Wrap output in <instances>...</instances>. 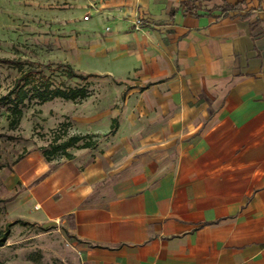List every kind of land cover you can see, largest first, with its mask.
Segmentation results:
<instances>
[{"label":"crops","instance_id":"crops-1","mask_svg":"<svg viewBox=\"0 0 264 264\" xmlns=\"http://www.w3.org/2000/svg\"><path fill=\"white\" fill-rule=\"evenodd\" d=\"M182 1L102 3L151 120L137 153L83 148L29 188L81 264H264V0Z\"/></svg>","mask_w":264,"mask_h":264},{"label":"rangeland","instance_id":"rangeland-1","mask_svg":"<svg viewBox=\"0 0 264 264\" xmlns=\"http://www.w3.org/2000/svg\"><path fill=\"white\" fill-rule=\"evenodd\" d=\"M106 1L0 0V230L11 224L9 238L0 246V264L82 263L67 228L60 221L37 216L41 211H34L36 206L27 200L29 188L67 160L60 153L51 159L43 155L42 148L49 145L55 132L92 135L98 143L87 151L90 158L113 149L118 158L126 160L137 153L133 141H126L133 128L149 129L148 109L140 102L141 80L128 66L132 58L127 39L117 44L110 38L111 15L102 7ZM100 18L104 27L94 24ZM139 22L137 17V28L142 27ZM4 58L69 62L79 71L102 76L89 79L91 93L85 99L27 102L19 126L11 129L9 103L2 98L19 72L10 62L1 61ZM53 74L57 81L63 78L57 72ZM66 81L85 84L76 79ZM114 117L116 129L111 126ZM82 149L69 150L74 155Z\"/></svg>","mask_w":264,"mask_h":264},{"label":"trees","instance_id":"trees-1","mask_svg":"<svg viewBox=\"0 0 264 264\" xmlns=\"http://www.w3.org/2000/svg\"><path fill=\"white\" fill-rule=\"evenodd\" d=\"M201 2L202 0H184L181 2V9L185 13L198 14ZM228 8L227 5L221 6L222 10ZM1 61L10 62L19 72L13 87L2 98L9 103L7 109L9 110L8 118L11 129L19 126L24 113L23 108L27 102L36 100L37 103L41 104L54 98L73 101L85 99L91 93L87 86V83L90 82L89 79L102 76L100 73L79 71L69 62H23L7 58L1 59ZM56 72L63 76L59 81L54 77L53 73ZM70 79H76L85 82V84L72 85L66 81ZM116 123L117 119L113 118L111 124L113 129H116ZM97 143L90 134L74 133L68 135L67 131L62 130L54 133L51 142L47 147L42 148V152L47 159L53 158L58 153L63 154L67 159H71L74 155L70 152V148H95ZM21 221L23 220H17V222ZM10 225L8 224L4 230H0V246L4 245L6 239L9 238ZM75 239L81 241L77 237Z\"/></svg>","mask_w":264,"mask_h":264},{"label":"built area","instance_id":"built-area-1","mask_svg":"<svg viewBox=\"0 0 264 264\" xmlns=\"http://www.w3.org/2000/svg\"><path fill=\"white\" fill-rule=\"evenodd\" d=\"M87 17V16H86ZM140 23V22H139ZM37 207V206H36Z\"/></svg>","mask_w":264,"mask_h":264}]
</instances>
